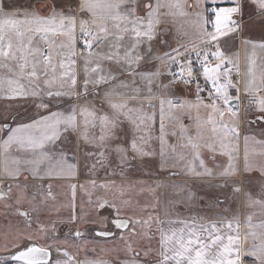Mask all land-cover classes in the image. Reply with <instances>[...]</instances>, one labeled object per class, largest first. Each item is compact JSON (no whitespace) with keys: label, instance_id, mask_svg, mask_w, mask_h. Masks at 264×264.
<instances>
[{"label":"snow or ice","instance_id":"obj_1","mask_svg":"<svg viewBox=\"0 0 264 264\" xmlns=\"http://www.w3.org/2000/svg\"><path fill=\"white\" fill-rule=\"evenodd\" d=\"M249 3L264 18V0ZM242 8V0H0V101L35 110L0 123V210L18 218L0 233L9 253L0 264H264V192H243L254 209L243 223L208 220L175 212L197 199L188 184L137 177H151L145 169L158 155L170 178L233 194L242 193L237 178H264V140L246 133L240 150L242 124H264V42L240 37L243 69L240 52L221 46L240 34ZM161 189L187 193L164 204L163 219ZM59 225L69 226L64 239ZM88 235L119 244L80 258L97 251Z\"/></svg>","mask_w":264,"mask_h":264},{"label":"crops","instance_id":"obj_2","mask_svg":"<svg viewBox=\"0 0 264 264\" xmlns=\"http://www.w3.org/2000/svg\"><path fill=\"white\" fill-rule=\"evenodd\" d=\"M23 0H18V3H22ZM242 4H243V8H242V30L240 32V37L246 38L252 42L255 43H262L264 42V18H260L258 15H255V9L254 6H252L249 3V0H242ZM5 6H8V0H5ZM178 26V25H177ZM177 26L174 25H165V27L170 28L171 30H173L172 32H175V29ZM171 39V37H170ZM172 40V39H171ZM222 42L224 41V44L222 46L223 50H226L227 54H234L236 51L240 52L241 55V68H244V56L243 53L245 51L244 46L241 43V39L238 37H232V38H222L221 39ZM170 43H174V41H171ZM248 53L251 52V48L249 47V49L247 50ZM264 53H261L258 49H257V57L261 58L264 57L263 56ZM177 95L180 97H183L184 95H187L186 92L183 91L182 88H178L177 89ZM244 100V98L242 97V101ZM244 104V103H243ZM243 106V105H242ZM6 108L8 109L7 111ZM35 115V110L33 108H31L28 105H19V104H13V105H9L7 102L5 101H0V123L5 122L4 121V117L7 116L8 118V122H12L14 117H18L20 119H24L27 120L30 116H34ZM243 117V115H241ZM264 129V124H258V125H248L247 123H243L242 127H241V141H240V150H241V156L243 154V135L244 134H249V135H253L256 137V139H260V140H264V132H262L261 130ZM169 142H173L175 143V139H171L169 140ZM157 152L159 151V145L158 143L155 145ZM145 171H150L151 173V177L143 175L142 173H137V177L143 180H148L149 182H153L156 179H159L160 181H163L165 183L168 182H174V183H181V184H188L189 186H191V189L194 187V185H198V187L200 188V192L204 193L205 190H207L206 184L209 183V181L206 180H195V179H190L188 177H185L183 175H178L176 177H169V173L167 170L165 171H161L160 167H159V156L157 155V157L151 161L148 162L147 168L145 169ZM103 172H101L99 174L100 179H103ZM179 178V179H178ZM87 179V177L83 174H81L78 177L79 182L83 183L85 180ZM21 181H24V178L21 177ZM219 183V181L216 180H212L210 181L211 183ZM33 183H38V181H31ZM247 183H252V184H258V182H262L264 183V178H261L258 172H253L251 174H246L243 175L242 177L237 178V183H241L242 185H244ZM54 183V182H53ZM56 191H60L59 188L55 189ZM65 191H67L66 187L64 189ZM171 189H161L160 192L158 193L160 195V200H161V208H160V216L163 219V206L164 204L170 200L171 195L169 193ZM181 195H185L180 193ZM179 194V195H180ZM187 194V193H186ZM83 194L81 192L78 191V195H77V202L80 203L81 199H82ZM83 199L86 201V197H83ZM243 203V210L241 209V211L239 212V214L237 216L240 217L241 222L243 223L244 218H245V209H244V197L242 200ZM193 206V205H192ZM192 206L188 207L185 204L180 205L178 204L175 207V212L179 213L181 216L183 217H187L189 215H196L198 211H195L194 208H192ZM192 208V209H191ZM66 212V210H65ZM231 219V218H230ZM260 218H254V222H259ZM208 220H215V219H208ZM11 222V224H16L18 223V218L16 217H11L9 216L8 218H5L4 215L2 214V210H0V233H2L6 227L9 225V223ZM22 226V225H21ZM59 238L60 239H64L65 238V233L68 230L67 225H59ZM87 227H94L92 225H89ZM82 231H85V229H81ZM67 239L70 242H73V238L71 236H68ZM87 239L92 241V244L89 245V248H91L93 245L96 246L97 251L96 253H93L92 251H87V252H80V258H83L85 255H87L89 258H94L99 252H100V248L104 247V248H112L114 246H118L119 244V237H112L109 238L107 240H105L104 238H100V237H94L93 235H88ZM44 241H41V243H43ZM75 243H79V241H75ZM0 244H2V238H0ZM70 251H75V249H69ZM9 255V253L7 252H3L0 251V257H5ZM53 258H55V252H53ZM246 261H248V264H251V258L250 257H246L245 258Z\"/></svg>","mask_w":264,"mask_h":264},{"label":"rangeland","instance_id":"obj_3","mask_svg":"<svg viewBox=\"0 0 264 264\" xmlns=\"http://www.w3.org/2000/svg\"><path fill=\"white\" fill-rule=\"evenodd\" d=\"M238 36L240 38V34L239 35L233 34V35H230V36H227L224 38L229 39V38L238 37ZM171 41L172 40L169 37V42H171ZM224 41L225 40H223V42H222V40H221L222 46L224 44ZM225 52H226V50H225ZM243 56H245V51L243 53ZM245 107H246V103L240 104L241 115H243V117L245 116V113L243 111ZM171 139H174V138H171ZM170 143H173V142H170ZM205 158L207 160V155L205 156ZM208 164L210 167L212 166L211 161H208ZM212 184H216V182H214ZM262 185H264V183H262V182H258V184H252V183L245 184V182H244V185H242L240 183V186L242 188L241 194H233L231 188L215 189V188H208V187H205L207 190H205L204 193H201L198 185H194L192 190L197 193V199L193 200L192 202H190L189 205H186V206L191 207L193 205L192 208H194L195 211H198L196 215L205 217L207 219H217L218 217L230 219L233 216H237L239 214V212L241 211V209L243 210V203H242V200L244 197L243 192L248 191V192H251L254 197H258V196H260L261 192H264V187H262ZM189 187L191 188V186H189ZM170 192H171V193H169L171 195L170 200L175 201L179 198L178 194L173 193L172 190ZM182 194L186 195V192H184ZM199 197H204V199H199ZM217 198L222 200L223 203H220L219 205H217ZM183 204L184 203H181L180 205L183 206ZM244 209H245L244 211L246 214L254 211V209L247 207L245 205V202H244ZM254 218H260V216L257 214Z\"/></svg>","mask_w":264,"mask_h":264}]
</instances>
